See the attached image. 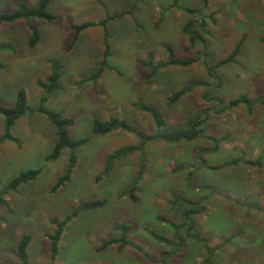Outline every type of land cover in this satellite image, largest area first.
Masks as SVG:
<instances>
[{
    "label": "rangeland",
    "instance_id": "obj_1",
    "mask_svg": "<svg viewBox=\"0 0 264 264\" xmlns=\"http://www.w3.org/2000/svg\"><path fill=\"white\" fill-rule=\"evenodd\" d=\"M206 2L201 15L208 31L202 35L209 65L226 59L243 40L234 62L214 71L219 78L211 81L199 63L160 70L148 83L144 80L148 72L141 67L150 54L154 63L165 60V45L176 58L195 59L200 45L190 49L182 33L183 24L195 16L181 9L199 10L203 0H51L47 9L55 18L51 22L0 23V105L12 107L17 93L23 91L28 108L34 109L44 94L39 83L46 82L56 63L62 76L46 108L73 120L67 129L71 139H88L77 152L70 181L55 193L50 189L64 172L68 150L56 160L45 161L56 140L46 117L28 111L11 128L14 140L0 142V191L20 172L39 170L34 181L2 195L0 264H22L16 255L22 235L31 238L29 264H162L161 253L166 251L174 255L164 264H264V0ZM18 3L33 7L37 0H0V14L12 12ZM111 16L119 18L107 21ZM100 22L107 23L102 27ZM84 23L97 25L82 30L73 43L70 27ZM33 32L39 42L32 47ZM104 53L105 70L93 79ZM196 81L220 84L197 87L173 107H165L170 94ZM210 93L214 97L205 100L203 96ZM242 95L253 102L250 108L239 105L216 114L210 111L215 102ZM139 102L157 108L169 125L207 115L204 133L224 141L215 152H208L212 143L201 139L175 144L149 141L141 181L131 191L137 180L138 153L117 161L110 174H102L108 155L137 146L139 140L123 131L92 135L91 123L116 117L148 136L160 133L137 108ZM2 133L0 115V139ZM229 162L235 163L227 166ZM221 165L220 170L208 169ZM190 172L193 184L210 188L189 189ZM174 194L191 201L203 199L204 211L180 228L181 241L173 240L172 228L157 220L184 224L170 212ZM96 200H104V206L81 212L66 225L51 261L48 235L55 227L49 222L64 219L82 202ZM123 224L131 227L127 237L146 257L128 246L99 251L101 243L119 237L113 226ZM187 224L194 229L187 231ZM151 232L169 239L170 246L152 239Z\"/></svg>",
    "mask_w": 264,
    "mask_h": 264
},
{
    "label": "trees",
    "instance_id": "obj_2",
    "mask_svg": "<svg viewBox=\"0 0 264 264\" xmlns=\"http://www.w3.org/2000/svg\"><path fill=\"white\" fill-rule=\"evenodd\" d=\"M51 0H37V3L33 7H29L28 5H25L23 3H18L16 8L8 13V14H0V23H8V22H14L18 20H42L51 22L55 18L52 14L48 12V6L50 4ZM207 2L206 0H203V6L199 10H193L188 8H182L181 11H183L185 14L189 16H195V19L189 20L182 26V33L184 36L188 38V43L190 46V49H192L196 44L200 45V49H198L195 53V59L192 60H183L180 58H176L174 56L173 49L170 46L165 45L164 51L166 54V59L162 61H155L153 55H149L146 60H144L141 63V67L143 69L147 70V74L144 77V80L146 83L151 81L155 75L158 74L160 70L170 68V67H188L194 63H199L202 68L204 69L205 75L207 76L208 80H218L219 78L217 74H215L214 71H216L218 68L224 67L228 64H231L234 62V59L239 55L240 47L242 45L243 40H240L231 54L224 60H221L216 66H210V55L208 53V44L206 43V39L203 37L202 34L207 35L208 31L205 29V22L202 18L201 10L205 8ZM118 16H111L108 18L107 21H113L115 19H118ZM107 22H100L98 25H101L102 27H105ZM97 24L92 23H84L80 25H72L71 31L73 32V43L77 41V36L79 35L82 30L95 26ZM39 42V35L37 32H33L32 37L29 40L30 46H35ZM104 59L101 62L100 70L96 75H94L92 78L96 79L102 70H105L104 68L107 65L106 59L107 54L104 53L103 55ZM61 67L58 64H54L51 67V75L47 77L45 80V83H39V86L44 91V94L40 97L38 104L35 106L34 109L30 110L27 105V98L23 91H19L16 95V101L14 105L10 108H6L0 105V115L3 117V133L1 135L0 142L2 141H12L14 140L13 137L10 134L11 128L13 127L14 123L21 117L25 116V114L30 111L37 113L39 115H42L47 118V120L54 126L55 129V143L53 144L51 150L49 153L45 156V161L50 162L53 160H56L60 157L61 153L64 150H68V156L66 160V165L64 168L63 174L58 177L53 185L51 186L50 192L55 193L60 188L64 187L65 184H67L70 179L71 175L77 165L78 160V151L85 147L88 143V139H77L73 140L70 138L69 133L67 132V129L70 128L73 125V120L70 117H67L64 115L63 112H57L46 108V104L50 100V97L52 93L57 89L59 80L62 76L61 73ZM208 81V82H209ZM206 81H196L189 83L182 88L176 90L170 96L167 98L165 102V107L171 108L174 105L177 104V102L184 97L185 95L191 93L194 89L197 87H213V86H219L218 81H214L212 83H208ZM211 92V91H210ZM212 97H214V94H208L204 95L203 98L205 100H211ZM253 102L245 95L240 96L237 99L230 100L228 102L224 101H218L215 102V105L213 109H211V112H214L215 114L217 112L222 111L223 108H234L239 105H246L249 108L252 106ZM137 108L147 114L154 127L156 128V132L160 130V133H157L156 135L148 136L142 131H139L138 129L134 128L132 125H130L127 121L120 119V118H110L106 121H101L97 119H93L91 123V134L99 137H103L106 135H109L110 133L116 132V131H123L126 133H132L137 139L139 140V143L137 146H128L119 148L116 151H114L112 154L108 155L105 159V166L103 170V176H106L111 173L114 165L117 161L127 158L128 156L133 155L134 153L139 154V169L137 171V180L134 182V186L132 187L131 191H135L138 189V184L141 181V177L143 175V169L145 167V146L146 143L152 140H160L164 141L170 144H175L179 142H192L194 140H203L208 141L212 143V147L207 149L208 152H215L219 148V144H221L224 141V138L216 139L212 136H207L204 133V126L207 122V115L205 118H200L199 116L195 115L193 117L188 118L181 124L177 125H169L167 124L163 114L155 107L139 102L137 103ZM221 109V110H219ZM209 112L208 110H205V113ZM200 157V156H199ZM235 162H229L226 165L231 166ZM248 165H255L256 162H247ZM224 165L217 166L214 168H208L211 170H220L223 168ZM39 175L38 169H28L25 171L20 172L17 176L12 178L5 186V188L0 191V204H3L2 201V195L6 192H16L18 188L21 185L27 184L28 182L34 181ZM192 173L190 172L187 175L186 181L187 186L191 190H198V191H206L210 187L207 185H198L196 186L192 182ZM137 187V188H136ZM202 200L203 199H197V200H189L181 195L174 194L172 195V198L169 202L170 205V212L175 213L184 221L183 225L175 224L170 222L169 220L158 217L157 220L167 224L172 228L174 231L173 240H176L177 238L180 239L179 230L182 226H184L185 220L190 219V217L194 215H199L204 211V208L202 206ZM105 204L104 200H96L93 202H82L78 205V207L73 210L69 215H67L62 220H56L52 219L49 223L55 227V230L52 232V234L48 235L49 240V252H50V259L53 261L55 257L58 254V242L60 240L61 234L66 227L68 223H70L73 219L78 216L79 213L84 211H91L98 208H102ZM188 226V227H187ZM186 230L191 231L194 229V226L191 224H187ZM113 229L116 230L119 233L118 238H112L109 239L106 242L101 243V246L99 248V251H105L113 246H117L118 249H122L124 247H131V249H135L137 252H140L144 257H146V254L141 251V249L136 246L132 241H130L127 237V234L130 232L131 227L129 225H114ZM151 238L157 241L160 244H163L164 246L168 247L170 246L169 239L159 236L154 232L149 233ZM187 236H190L187 234ZM191 237L196 238L198 235H191ZM30 236L29 235H22L19 242L16 246V255L18 259L21 261L22 264H29L28 263V253L27 249L30 244ZM210 254L212 256L213 251L211 249H208ZM208 252V253H209ZM174 253V252H173ZM169 252H162L161 253V262L164 264L165 258L168 259L172 257L174 254ZM207 263L210 261V256L205 260ZM209 264V263H208Z\"/></svg>",
    "mask_w": 264,
    "mask_h": 264
}]
</instances>
